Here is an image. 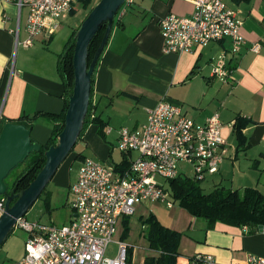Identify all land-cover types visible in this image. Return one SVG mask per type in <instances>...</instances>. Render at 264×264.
<instances>
[{
    "label": "crops",
    "instance_id": "crops-1",
    "mask_svg": "<svg viewBox=\"0 0 264 264\" xmlns=\"http://www.w3.org/2000/svg\"><path fill=\"white\" fill-rule=\"evenodd\" d=\"M97 1L77 0L58 31L40 33L30 47L16 45L12 32L18 25L19 39L25 37L27 6L18 14L13 2L0 1V120L36 114L31 137L40 144L51 136L54 121L47 115H58L64 107L65 89L57 69L64 47H53L56 35L66 19L88 11ZM193 1L132 0L119 10L92 75L94 113L105 122L104 136L98 134L96 124L87 123L79 140L81 146L74 147L54 174L55 184L66 186L70 193L77 171L70 177L69 170L74 162L79 167L85 156L118 170L128 167L138 153L118 149L119 128L140 129L147 110L166 98L180 104L197 122L217 113L228 151L218 171L211 174L215 177L213 189L224 185L230 189L255 187L264 194V0H226L239 11L243 22L240 33L245 43L239 53H229V39L195 46L191 51L164 53L159 18L169 12L189 16ZM254 43L260 45L257 52L250 50ZM222 51L229 53L234 81L223 82L212 75L213 60ZM239 117L246 121L241 128L244 149L239 148L233 126ZM78 153L83 158H77ZM149 212L155 214L154 210ZM167 225L182 234L176 264H189L196 253L211 254L215 264L243 262L249 254L264 257L263 227L248 232L244 226L220 221L210 224L183 208L174 211ZM126 241L132 251L128 264H147L146 257L157 255L146 241L138 259L134 241Z\"/></svg>",
    "mask_w": 264,
    "mask_h": 264
},
{
    "label": "built area",
    "instance_id": "built-area-1",
    "mask_svg": "<svg viewBox=\"0 0 264 264\" xmlns=\"http://www.w3.org/2000/svg\"><path fill=\"white\" fill-rule=\"evenodd\" d=\"M0 1L13 2L18 14L27 6L25 37L19 39L18 25L12 32L16 45L30 47L40 33H56L77 0ZM131 2L125 0L121 8ZM193 3L189 16L169 12L159 18L163 52L191 51L195 46L229 39V53H239L245 43L239 11L228 6L226 0ZM259 47L254 43L250 50L257 52ZM229 53L222 51L213 60L212 75L223 82L235 80ZM94 115L92 112L91 117ZM221 129L217 113L197 122L182 111L180 104L166 98L159 100L147 110L146 122L140 129L122 126L118 130V149L138 153L128 167L117 170L88 156L82 159L70 186L73 218L69 223L56 226L25 216L17 218L14 228L24 230L27 237L23 254L11 264H128V241L117 239L114 254H108L120 219L133 215L140 204L159 201L173 207L164 182L181 174L180 163L190 166L189 177L194 180L216 173L228 151ZM4 204L5 197L1 195L0 216ZM189 264H215V259L211 254L196 253ZM233 264H264V257L249 254L245 261Z\"/></svg>",
    "mask_w": 264,
    "mask_h": 264
},
{
    "label": "trees",
    "instance_id": "trees-1",
    "mask_svg": "<svg viewBox=\"0 0 264 264\" xmlns=\"http://www.w3.org/2000/svg\"><path fill=\"white\" fill-rule=\"evenodd\" d=\"M89 10L90 8L88 11ZM71 12L73 11L71 10ZM114 23L115 18L113 25ZM77 28L78 26L70 32L64 48L58 57L57 69L65 89L63 110L58 115H47L54 121L51 136L45 144H41L39 151L30 153L23 162L18 163L8 172L7 176L4 178V182L7 185V191H10L13 188H15L16 191H19L25 188L34 179L45 162L44 151L50 145L55 143L56 137L62 129L64 114L67 107V95L73 87L74 73L72 57L75 31ZM104 30L105 25H103L90 40L87 57L88 63H90L94 52L102 39ZM94 108L95 106L92 105L91 87L88 111L78 141L89 122L96 124L98 126V134L104 136L105 122L96 115L91 117ZM36 116V114L31 117L22 115L17 119H9L8 121L24 123L29 126L32 124V121ZM55 119L57 120L55 121ZM4 123V119H1L0 130ZM245 123V119L239 117L234 121L233 125L235 127L239 145L241 146L239 147L240 149L245 148V145L243 144L245 138L241 134V128L245 126ZM73 151L74 148L64 161L71 153H73ZM77 158H83L82 154L78 153ZM123 164L125 163L123 162ZM166 187L171 197L176 200L181 207L186 209L192 216L206 219L210 224L220 221L226 224L247 226L248 232L255 231L259 227L264 228V194L255 187L230 189L224 186H216L212 191L204 192L200 185V181L181 174L168 179ZM142 219L147 226L144 237L147 241L148 247L157 252L156 256L146 257L145 262L147 264H176V258L179 254V241L182 235L181 232L163 225L153 212H148L145 216H142ZM128 222L129 216H123L121 219V240L127 239ZM131 254L132 251L131 248H129L128 262L131 258Z\"/></svg>",
    "mask_w": 264,
    "mask_h": 264
},
{
    "label": "water",
    "instance_id": "water-1",
    "mask_svg": "<svg viewBox=\"0 0 264 264\" xmlns=\"http://www.w3.org/2000/svg\"><path fill=\"white\" fill-rule=\"evenodd\" d=\"M125 0H98L86 13L75 31L73 47V87L67 95L63 126L54 144L45 151V162L34 179L23 189L7 191L4 178L27 156L39 151L41 144L32 140V125L7 121L0 130V195L5 197L0 216V247L14 228L17 218L25 216L41 195L57 169L78 142L90 101L92 75L111 32L114 18ZM105 25L102 39L90 61L88 47L94 34Z\"/></svg>",
    "mask_w": 264,
    "mask_h": 264
},
{
    "label": "rangeland",
    "instance_id": "rangeland-1",
    "mask_svg": "<svg viewBox=\"0 0 264 264\" xmlns=\"http://www.w3.org/2000/svg\"><path fill=\"white\" fill-rule=\"evenodd\" d=\"M24 12L25 11H23V14ZM86 13L87 11H84L83 13L81 11L74 18H69L68 20L66 19V21L62 23V27L56 35L57 42L53 45L54 48H59L61 46L62 49V47H64V43L67 41L70 35L71 28L79 26ZM80 146L81 142L78 141L75 145V148L77 149ZM84 153H86V151ZM115 159H117V157H115ZM77 168L79 167H77V163L74 162L69 170L70 177L75 175L76 171H78ZM179 171L183 175H191V168L186 163L179 164ZM214 178L215 177L212 175H207L203 180L200 181V185L204 192H210L213 190L214 185L212 183L214 182ZM160 181L163 180L160 179ZM164 184L167 186V182H164ZM71 198L72 196L68 192L67 187L55 184L52 178L46 185L41 195L25 214V217L29 220H39L43 223H51L56 226L67 224L73 218V211L70 207ZM172 200L174 205L173 208H168L165 206V204L159 201H154L151 206L148 204L138 205L135 213L129 216L127 239L134 241V244L137 246L134 251L137 254L138 259L146 249V239L144 237V233L147 226L144 224L142 216H144L150 210H154L156 217L161 221V223L163 225H167V223H169V218L173 216L174 211L178 210L179 208H183L176 200L173 198ZM121 219L117 226V230L113 235V241L108 246V254L110 255L114 254L115 252V241L121 237ZM26 237L27 234L22 229L14 228L11 231L4 244L0 247V264H11L14 260H17L21 257L24 252V242Z\"/></svg>",
    "mask_w": 264,
    "mask_h": 264
}]
</instances>
